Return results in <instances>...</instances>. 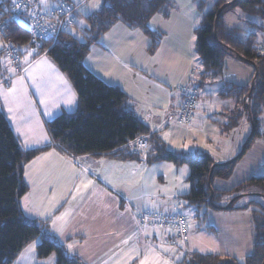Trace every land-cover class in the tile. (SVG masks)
<instances>
[{"label": "crops", "instance_id": "1", "mask_svg": "<svg viewBox=\"0 0 264 264\" xmlns=\"http://www.w3.org/2000/svg\"><path fill=\"white\" fill-rule=\"evenodd\" d=\"M233 13L236 12L228 13L229 19ZM199 16V12L194 14L193 8L181 11L175 25L163 27L162 38L151 52L149 38L141 29L116 22L90 47L83 64L103 82L125 92L127 107L151 133H158L168 150L205 152L216 163H222L238 153L245 137L243 133L241 137L228 138L239 124L223 132L222 125L235 108V100L220 94L225 84H247L253 70L226 58L221 79L202 80L200 101L191 122L177 124L175 113L181 101L178 87L194 84L201 72L200 60L193 65L195 41L192 40ZM223 21L228 27L242 28L244 34L257 29L229 25L224 17ZM161 28L159 25L158 30ZM257 30L260 35L256 40L261 44L264 29ZM21 62L24 66L22 76L4 67V79L10 86L5 88L0 84V106L26 149L45 146L24 166L27 191L19 204L25 217L43 223L45 230L64 243L68 252L83 264H141L142 261L177 264L193 252L229 256L243 263L253 246L252 207L207 208L203 218H196L199 222L196 226L190 222L187 241L182 244L164 230L146 228L142 234L135 215L148 209L166 213L180 209L183 212L186 206L175 202V198L181 199L189 191V169L183 166L185 164L174 165L167 161L147 163L142 157L122 159L114 154L75 157L65 154L54 145L46 122L63 112L76 111L75 90L45 53L35 56L26 52ZM161 66L163 69L159 71ZM165 69L170 73H164ZM20 77H23L22 83ZM165 78L171 80L174 87H169L163 81ZM13 82H16L19 100L9 104L2 93L12 88ZM70 99L72 103L68 104ZM9 107L14 108L11 114ZM260 124L264 131L261 120ZM263 174L264 138L253 142L227 179L214 178L212 189L229 192L242 182ZM232 196L227 194L225 201ZM25 197L33 212L24 209ZM241 198L248 199L239 206L251 197ZM62 215L63 219L57 220ZM53 221H56L55 226ZM37 243L38 239L28 244L13 264H55L54 256L37 257Z\"/></svg>", "mask_w": 264, "mask_h": 264}, {"label": "trees", "instance_id": "2", "mask_svg": "<svg viewBox=\"0 0 264 264\" xmlns=\"http://www.w3.org/2000/svg\"><path fill=\"white\" fill-rule=\"evenodd\" d=\"M197 1L201 18L194 29V35L197 37L195 51L200 60L201 72L194 84L198 89L203 79L222 78L226 58L248 65L253 70L247 84H225L220 94L235 100V108L222 125L223 132L237 127L242 115L248 116L249 123L255 127L247 150L254 141L264 138L260 124L264 111V55L260 53L262 43L258 44L254 30L244 34L245 31L240 27H228L223 17L225 12L239 8L248 16L259 20L258 24L249 18L246 27L264 29V0H234L222 9L216 27V13L230 0H214L206 10V2ZM167 2L168 0H103L99 9L84 16V28H77L75 24L77 30L61 34L54 44L50 45L48 41L42 43L35 56L48 47L45 54L69 79L77 97L76 111L63 112L47 121V130L54 145L71 157L114 154L122 159L142 157L147 163L167 161L174 165H187L189 191L180 200L186 207H195V218H203L207 208L224 210V206L234 197L236 199L226 210L253 208L252 252L243 263L229 256L193 252L177 264H264V206L254 199L241 206L236 204L243 196L264 197V174L242 182L229 192L212 189L213 196L210 197L212 180L227 179L238 159L231 163H216L205 152L193 155L181 150H168L158 133H151L127 107L125 92L103 82L83 64L90 47L116 22L141 29L151 40L149 51L155 50L162 37L160 32L150 29L147 22ZM7 38L21 50L28 49L29 33L23 21L13 20L8 24ZM4 70L0 71L1 85L5 81ZM141 136H146L149 141L144 155L133 148V141ZM44 148L45 146L26 149L0 106V264H13L21 251L36 239V255L39 259L53 255L55 264H83L68 252L64 243L45 230L43 223L25 217L21 211L19 200L27 191L23 179L24 166ZM227 194L233 196L225 201Z\"/></svg>", "mask_w": 264, "mask_h": 264}, {"label": "built area", "instance_id": "3", "mask_svg": "<svg viewBox=\"0 0 264 264\" xmlns=\"http://www.w3.org/2000/svg\"><path fill=\"white\" fill-rule=\"evenodd\" d=\"M86 0H0V71L4 67L14 69V74L22 76L24 66L22 55L26 52L35 55L43 42L50 45L63 33L73 32L77 20V6ZM13 20H21L28 28V49L21 50L7 38L8 24ZM264 26V22H263ZM48 47L42 51L45 53ZM260 53L264 55V41L260 47ZM10 61V63H8ZM3 87L8 88L10 82L5 80ZM181 96L180 104L175 113V122L179 125H187L194 117L195 110L200 101L197 85L190 84L179 86ZM141 145L146 146L142 148ZM149 147L146 136L138 137L133 141L135 151L145 154ZM179 204L182 203L177 199ZM137 228L144 234L146 228L160 229L173 234L179 242L188 238L190 222L186 215L176 210L170 213L148 209L135 215Z\"/></svg>", "mask_w": 264, "mask_h": 264}, {"label": "rangeland", "instance_id": "4", "mask_svg": "<svg viewBox=\"0 0 264 264\" xmlns=\"http://www.w3.org/2000/svg\"><path fill=\"white\" fill-rule=\"evenodd\" d=\"M203 1L206 2V7H205V10H206V9H208L211 6V4H212V2L214 0H203ZM94 2H95V0H86L84 3L78 4V6H77V20H76L77 28H81V29L84 28V26H85L84 16H86L89 13H92V12L96 11L97 9H99L101 7L100 6L98 8H92L91 5ZM102 3H103V0H100V4L101 5H102ZM191 8H193L194 14L199 12V15H200L199 16V20H200V17H201V12L200 11L201 10L198 7V1L197 0H168L166 6L163 9H161L159 12L155 13L148 20V22H147L148 27L150 25L149 28L152 29V30H155L156 27H157V30H155V31H157L158 33L160 32V36L162 37V35L164 33L163 27L167 28L169 25L170 26L175 25V22L179 21L180 12L181 11L184 12V10L186 11V10L191 9ZM229 12H236V13H233L231 15V17H232L231 19H229V16H230V15H228ZM224 18L225 19L227 18L228 24L232 25V26H246V21L249 20V18L251 19V21H255L256 23L259 24V20L256 17L248 16L243 11H241L239 8H235L233 10H229V11L225 12ZM159 25H161V27H162L160 30H158L159 29ZM77 28H75L74 30H77ZM256 32H257V39H258L259 35H260V30H256ZM148 40H149V45H150L151 40L150 39H148ZM193 54H194V56H193V59H194L193 60V65H196L199 62V58H198V56H197L195 51H194ZM162 69H163V66L160 67L159 71H162ZM164 73H170V72H168V70L165 69ZM158 79H160V78H158ZM163 81L171 88L174 87V85H175V84H172L170 82L171 80H168V78H165ZM249 122H250V119L248 118V116L242 115L239 118L238 127L235 128V130L232 133L228 134L229 135L228 138L230 140H232V139L238 137L239 135L241 137V135H243V133H244L243 136L245 137L244 138L245 139L244 142H245L246 139L248 138L249 134H250V131H251V124ZM261 122H262V124L264 123V111H263V114L261 115ZM263 127H264V125H263ZM230 134H232V135H230ZM244 142H243V144H244ZM242 145H241V147H242ZM241 147H240V149H241ZM240 149H239V151H240ZM183 166H185L187 169H189L187 167V165H183ZM175 199H174L175 202H177V198H175ZM241 199H239L237 201V203H236L237 205L241 204L242 202H245L246 201L245 199H248V198H245L243 200H241ZM250 199H254L257 202H260L264 206V197H262V196L261 197L252 196ZM174 210L175 211L176 210L181 211L180 209H174ZM182 213H184V215H186L189 218V220H190V222H192L191 224L193 226H196L199 223L197 221V219L194 217V208H193V206H187V207L183 208V212ZM51 257H53V255H51Z\"/></svg>", "mask_w": 264, "mask_h": 264}, {"label": "snow or ice", "instance_id": "5", "mask_svg": "<svg viewBox=\"0 0 264 264\" xmlns=\"http://www.w3.org/2000/svg\"><path fill=\"white\" fill-rule=\"evenodd\" d=\"M100 6H101L100 0H95V2L91 5L92 8H98ZM149 27H150V25H149ZM196 39H197V37H195V36L192 37L193 41H195ZM8 63H10V61H8ZM9 71L14 73L15 70L14 69H9ZM32 79H33V83L35 84L36 83L35 77H33ZM22 82H23V77H20V83H22ZM15 84H16V82H13V87L10 88V89H7L5 92L2 93V95L5 98V101L8 102L9 104L16 103L19 100V97L17 96V88L15 87ZM36 86H37V89L39 90V85L37 84ZM41 103H43V101H41ZM67 103L71 104L72 100L71 99L68 100ZM8 112L10 114L13 113L14 112V108L13 107H9L8 108ZM17 131H19V129H17ZM165 138H167V137H165ZM141 147L145 148V150H146V146L141 145ZM183 147L187 148L189 146L188 145H184ZM193 155H196V153H193ZM23 207L28 212H33L34 211V209L29 206V202H28V198L27 197H25V199H24ZM40 215H45V213H40ZM60 219H63V215L61 217H57V220H60ZM55 223H56V221H53V225L54 226H55ZM189 226L191 227V225H189ZM181 243H183V242L181 241ZM68 247L72 248L73 246L72 245H68ZM141 264H146V262L142 261ZM155 264H159V262L156 261ZM165 264H167V262H165Z\"/></svg>", "mask_w": 264, "mask_h": 264}, {"label": "water", "instance_id": "6", "mask_svg": "<svg viewBox=\"0 0 264 264\" xmlns=\"http://www.w3.org/2000/svg\"><path fill=\"white\" fill-rule=\"evenodd\" d=\"M233 2H234V0H230V1L226 2L225 4H223V5L219 8L218 12H217L216 15H215V19H214V27H216V23H217V21H218V19H219V15H220V12L222 11V9H223L224 7H226L227 5L232 4ZM241 60L244 61L243 58H241ZM247 99H249V96L247 97ZM254 133H255V127H254L253 124L251 123V131H250V134H249L248 138L246 139V141L244 142V144L242 145L240 151H239V152H238L233 158H231L230 160H228L226 163H231V162H233V161L239 159V158L244 154V152H245V150H246V147H247L248 143L250 142V140H251V139L253 138V136H254ZM210 176H211V172L209 173V178H210ZM212 196H213V190H212V188H210V197H212ZM234 199H235V198H232V199L228 202V204L224 206V209H227V208L230 206V204L233 202Z\"/></svg>", "mask_w": 264, "mask_h": 264}]
</instances>
